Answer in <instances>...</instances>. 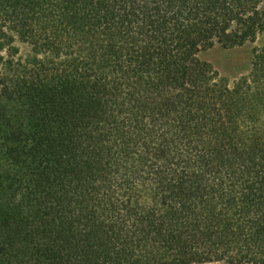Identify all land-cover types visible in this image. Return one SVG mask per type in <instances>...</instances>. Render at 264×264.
I'll list each match as a JSON object with an SVG mask.
<instances>
[{"label": "trees", "instance_id": "16d2710c", "mask_svg": "<svg viewBox=\"0 0 264 264\" xmlns=\"http://www.w3.org/2000/svg\"><path fill=\"white\" fill-rule=\"evenodd\" d=\"M264 0H0V264H264Z\"/></svg>", "mask_w": 264, "mask_h": 264}, {"label": "rangeland", "instance_id": "374dc122", "mask_svg": "<svg viewBox=\"0 0 264 264\" xmlns=\"http://www.w3.org/2000/svg\"><path fill=\"white\" fill-rule=\"evenodd\" d=\"M256 46H264V33L260 35L256 43L242 47L224 48L219 44H215L202 52L201 57L209 61L222 76L234 82L251 71V51Z\"/></svg>", "mask_w": 264, "mask_h": 264}]
</instances>
